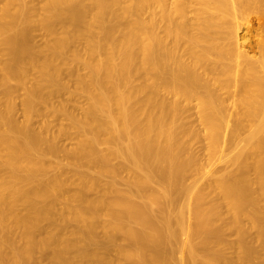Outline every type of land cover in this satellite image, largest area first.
Wrapping results in <instances>:
<instances>
[{"label":"bare ground","instance_id":"bare-ground-1","mask_svg":"<svg viewBox=\"0 0 264 264\" xmlns=\"http://www.w3.org/2000/svg\"><path fill=\"white\" fill-rule=\"evenodd\" d=\"M0 90V264H264V0H0Z\"/></svg>","mask_w":264,"mask_h":264},{"label":"rangeland","instance_id":"rangeland-1","mask_svg":"<svg viewBox=\"0 0 264 264\" xmlns=\"http://www.w3.org/2000/svg\"><path fill=\"white\" fill-rule=\"evenodd\" d=\"M189 17L191 18L192 17V13H189ZM37 34V35H36ZM38 35H39V38H37L38 37ZM35 41L38 43V42H40L41 41V35L39 34V33H37V32H35ZM66 74H68V73H66ZM67 77V80H68V82H69V84H72L73 83V81H74V77H72V76H69V75H66ZM1 91V90H0ZM22 91H19L18 93L20 94ZM223 97H224V104L229 108V110H230V114H231V109H232V106H233V96H232V94H224L223 95ZM70 96L67 94V93H61L59 96H57V97H55L53 100H54V102L55 101H61V100H66V102H69L70 104H71V106H73L72 105V103L74 102L73 100L71 101L70 100ZM78 99V100H77ZM80 100V101H79ZM75 101H79L80 103H81V101H82V104H83V98L82 97H78V98H76V100ZM16 102H17V109H16V117H18V119L20 120L22 117H21V115H22V107H21V104H20V99L19 98H17V100H16ZM79 102H74L75 103V105L76 104H78ZM69 104V105H70ZM82 104H80V105H82ZM77 106V105H76ZM194 106V103H192V107ZM21 117V118H20ZM39 119L40 118H36L35 119V123H36V126H38L39 124H38V122H39ZM47 119H48V121L53 125V127L54 128H57L59 125H61V124H65L67 121L64 119V117H52V116H49V117H47ZM191 119L193 120V122H194V124H195V126H196V128H198V129H202V126L200 125V123L198 122V120H197V117H196V111H195V109L194 108H192L191 109ZM231 128H232V124L230 123V126H229V129H227L226 131H225V133L223 134V140H225L224 142H223V144L224 143H227V144H231V143H234V147H241L242 146V143H243V141H242V138L244 137V136H246V134H247V130L246 131H243L242 133H241V135H239V137H233L232 135H231ZM73 142H74V139H72L71 137H62L61 138V143L64 145V146H67V147H69V146H71L72 144H73ZM222 143H221V145L223 146H220V149L222 150H220L222 153H223V151H224V154L226 153V152H228V155L230 154L229 152L230 151H232L231 150V148L229 149L228 148V146L226 145V144H224L223 145ZM206 147H207V141L206 140H202L201 142H196V143H194V151H196L200 156H204V157H206V154H207V149H206ZM222 147V148H221ZM230 147V146H229ZM230 150V151H229ZM233 152V151H232ZM232 154V153H231ZM204 157H202V158H204ZM50 160H52V161H62V162H64L65 160H64V155H63V153L62 152H60L56 157H51L50 158ZM227 162V161H226ZM225 161H223V162H219V163H217L216 164V166H214L215 168H216V170L217 169H220V168H222V167H226L227 166V164H228V162L226 163ZM229 165V164H228ZM212 168L213 170H215V168ZM226 168H229V166L228 167H226ZM80 171H82V172H92L93 173V171L91 170V169H89L87 166H85V165H83V166H80L79 168H78ZM230 169V168H229ZM52 170V169H51ZM126 173L125 172H123V175H125ZM64 177L65 178H69L70 177V173H66L65 175H64ZM105 181H109L110 179H111V177L110 176H106L105 178ZM115 182H116V184H117V187L118 188H121V189H124V188H126V183H125V181H124V179L123 178H121V177H118V178H116L115 179ZM72 186V185H71ZM91 194V193H90ZM231 240L233 239V237H229ZM119 243H123V240L122 239H120L119 240ZM231 251V250H230ZM108 254H109V256H111L113 259H115L114 261V264H128V262H126L125 260H123V259H119L118 258V255H117V252H116V249H115V247H114V245L113 246H111L109 249H108ZM115 256V257H114ZM117 260V261H116ZM126 262V263H125Z\"/></svg>","mask_w":264,"mask_h":264}]
</instances>
